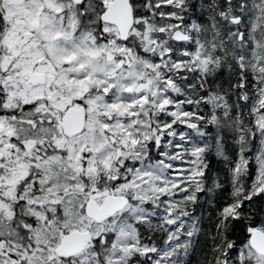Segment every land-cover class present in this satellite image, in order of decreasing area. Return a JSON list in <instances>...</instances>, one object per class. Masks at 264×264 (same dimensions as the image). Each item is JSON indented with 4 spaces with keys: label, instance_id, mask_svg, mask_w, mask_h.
Here are the masks:
<instances>
[{
    "label": "snow or ice",
    "instance_id": "snow-or-ice-1",
    "mask_svg": "<svg viewBox=\"0 0 264 264\" xmlns=\"http://www.w3.org/2000/svg\"><path fill=\"white\" fill-rule=\"evenodd\" d=\"M0 264H264V0H0Z\"/></svg>",
    "mask_w": 264,
    "mask_h": 264
}]
</instances>
